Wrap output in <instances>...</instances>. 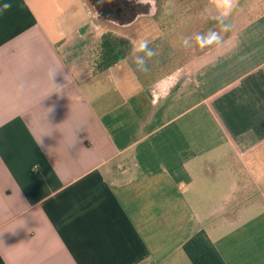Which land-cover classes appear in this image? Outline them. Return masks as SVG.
<instances>
[{
	"label": "crops",
	"instance_id": "0c3cea01",
	"mask_svg": "<svg viewBox=\"0 0 264 264\" xmlns=\"http://www.w3.org/2000/svg\"><path fill=\"white\" fill-rule=\"evenodd\" d=\"M151 1L0 0V264H264V0Z\"/></svg>",
	"mask_w": 264,
	"mask_h": 264
},
{
	"label": "flooded vegetation",
	"instance_id": "af4514ba",
	"mask_svg": "<svg viewBox=\"0 0 264 264\" xmlns=\"http://www.w3.org/2000/svg\"><path fill=\"white\" fill-rule=\"evenodd\" d=\"M100 18L117 27H132L149 20L151 0H90Z\"/></svg>",
	"mask_w": 264,
	"mask_h": 264
},
{
	"label": "clouds",
	"instance_id": "9594fccd",
	"mask_svg": "<svg viewBox=\"0 0 264 264\" xmlns=\"http://www.w3.org/2000/svg\"><path fill=\"white\" fill-rule=\"evenodd\" d=\"M11 7L10 3H4L2 5V9L0 10H6ZM222 11H221V16L226 17L231 8L232 4L230 3V0H223V2L219 6ZM197 42L200 44L201 47L212 44L214 42L218 41V37L215 33L209 35V36H197L196 37ZM134 51L138 53H142V55H137L134 59V63L137 66L138 70H146V60L150 59L155 55V52L149 48V42L147 40H141L139 43L134 46Z\"/></svg>",
	"mask_w": 264,
	"mask_h": 264
},
{
	"label": "rangeland",
	"instance_id": "374dc122",
	"mask_svg": "<svg viewBox=\"0 0 264 264\" xmlns=\"http://www.w3.org/2000/svg\"><path fill=\"white\" fill-rule=\"evenodd\" d=\"M173 1H175V0H158L159 11H158V13H155L153 15V18H152L155 21L162 22V23L166 24L164 27L166 30H168L167 32L170 33V35L174 31L171 27V23H173L172 20H173L174 16H176L171 12V8H170ZM89 2H90V0H89ZM100 19H101V21L104 22V20L102 18H100ZM168 23H169V25H167Z\"/></svg>",
	"mask_w": 264,
	"mask_h": 264
}]
</instances>
